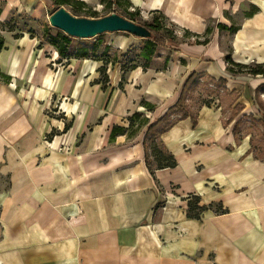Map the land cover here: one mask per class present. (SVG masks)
I'll list each match as a JSON object with an SVG mask.
<instances>
[{"label": "crops", "instance_id": "1", "mask_svg": "<svg viewBox=\"0 0 264 264\" xmlns=\"http://www.w3.org/2000/svg\"><path fill=\"white\" fill-rule=\"evenodd\" d=\"M47 1L0 0V24L13 13L37 20ZM126 1L208 41L155 46L125 71L111 50L128 63L148 37L124 32L99 56L61 57L0 28V264H264V154L251 133L237 135L255 110L264 127V78L230 75L221 43L228 34L233 62L264 64V0ZM191 73L223 78L225 90L193 111L195 123L157 127L176 164L152 161L151 172L147 128ZM236 103L243 110L225 124Z\"/></svg>", "mask_w": 264, "mask_h": 264}, {"label": "rangeland", "instance_id": "2", "mask_svg": "<svg viewBox=\"0 0 264 264\" xmlns=\"http://www.w3.org/2000/svg\"><path fill=\"white\" fill-rule=\"evenodd\" d=\"M65 9H67L71 14L76 16H90L95 15V17H100L103 15L111 14L115 12L116 14H119L127 19H130L131 13H138L133 19L134 22H137L139 24H143L146 21H152L159 23L161 25L160 32L163 34L167 39L174 42L176 45L181 40H189L190 42H195L196 38H192L190 34L186 31L179 30L175 26H172L171 23L166 20L161 15L157 14H148V13H141L137 9L129 6L127 4L126 0H105L103 4H86V6L80 10L75 9L72 5H61ZM60 7V6H59ZM57 9V5L53 2V0L47 1V5L45 9L43 10L42 15L37 19L33 20L31 17L25 15L24 13H13L4 23L0 24V28L2 31H4L6 34L7 30H13L14 36L21 35L22 33L30 34L36 36V38L39 40V42L44 43L48 40V36L51 34H56L57 32L64 33L61 30L53 27L50 24L49 16L51 13H53ZM242 16H239V18ZM238 18V17H237ZM9 32V31H8ZM65 34V33H64ZM126 33L124 32H114V33H104L100 34L94 37L90 38H73V50L75 52V56H79L83 53H86L88 56H99L104 50V43H107L111 38L117 39L119 36H124ZM0 36H2L0 34ZM3 38V37H2ZM97 42H100V45H102L100 48H94L95 44H99ZM222 47L226 51L225 54L228 53V34H225L223 39H221ZM175 44L167 43L166 46H174ZM143 45L137 49L134 50L131 58L132 60L128 63L126 62L125 58L120 57V52H122L120 49L113 48L110 52L111 58H116L119 60H123L122 68L127 69V67L133 65V64H140V65H146L149 63V60H145L143 57L140 56L141 52H143ZM129 58V59H131ZM236 70V69H235ZM233 76H244L245 80L251 79V78H261L263 75H250L246 74L245 72L241 73H229ZM188 90L186 92L185 96V104L190 106V109L192 111H195L196 108L199 105H203L208 102H217V99H219L222 90L225 89V85L220 86L217 82L213 81L207 76L201 75L200 77L196 78L194 82H192L190 85H188ZM224 88V89H223ZM224 102L227 103L226 97H224ZM225 103L223 106H225ZM262 103L264 104V101L262 100ZM50 116H58L59 114L56 113L57 111L55 109H49ZM231 110L228 112L226 111V116H230ZM247 112V110H246ZM249 114V113H248ZM242 115L241 116V122L239 126L238 136H241L246 131L252 134V144L254 153L257 156H263L264 154V127H261L258 123H256V118L259 117L258 111H254V113L250 115ZM179 114L174 113L171 117H169L161 126L164 127L167 125L170 121H173L175 118H177ZM236 117V116H235ZM61 119V118H60ZM66 121H68L66 119ZM139 120H137L138 122ZM62 122V121H61ZM60 122V124H61ZM62 124L60 129L62 128ZM139 126V125H138ZM136 127V126H135ZM58 128V127H57ZM56 128V129H57ZM157 130L155 133H149L146 139V145L148 147V151L150 152V160L153 161L152 153L156 152V150H161L165 153L163 150L162 145L157 139L156 136ZM152 165H154V162H152Z\"/></svg>", "mask_w": 264, "mask_h": 264}, {"label": "trees", "instance_id": "3", "mask_svg": "<svg viewBox=\"0 0 264 264\" xmlns=\"http://www.w3.org/2000/svg\"><path fill=\"white\" fill-rule=\"evenodd\" d=\"M103 1H105V0H103ZM53 2L57 5V8L61 5H72L75 9L80 10L86 6V3L82 0H53ZM113 13H115V12H113ZM130 15H131L130 20L133 21L134 20L133 18L136 15H138V13H131L130 12ZM86 17H88V16H86ZM89 17H95V15H90ZM162 17H164V16H162ZM141 25H143L147 29V31L149 32V34L147 36L148 39L143 44V48H142L143 52H141V54H140V56L143 57L145 60H149L153 56L155 46H165V45H167V43L175 44L174 42L172 43V41L167 39L163 34H161V32H160L161 25L159 23L155 22L154 20L146 21L145 23H143ZM206 33L208 34V33H210V31L207 29ZM196 36H198V35H196ZM195 41H197L196 43H206L208 41V39L205 38L202 42H199V40H195ZM46 42L53 45L61 57H88V55L86 53H83L79 56H75V52L73 50L72 37H70L64 33L57 32L56 34H51L48 36V40ZM2 47H3V38H2V36H0V50ZM225 61H226V69L229 73L235 74V73H241L243 71L246 74H250V75H259L260 74V75L264 76V64H262V63L252 62L250 64H242V63L233 62L230 59L228 54L225 55ZM132 67H135V65L133 64V65L127 67V69H131ZM127 69H124V70L126 71ZM0 76H2V74H0ZM200 76H201L200 74L191 73V75L186 80L176 103L173 106L169 107L167 109V111L164 113V115L162 117H160L154 124L149 125V127L147 128V134L152 133V132L155 133L157 130V127L162 125V123L164 121H166L168 116L170 114H172L173 112H176L177 114H179V116L177 118H175V121L178 119H181V118L191 117L193 123H195L196 112H193L190 109V106L188 107V105H186L184 101H185L186 92H187L188 87H189L188 85H190L192 82H194L196 80V78H198ZM207 77H209L213 81L217 82L218 85H220V86H223L225 84V80L223 78L214 79L210 76H207ZM225 96H226V101H227V104L229 107L232 105V103H234L236 101V99L238 97V95L235 91L225 92ZM208 103H205V104H208ZM243 107L244 106H242L240 103H236L234 105V107L232 108L230 116H228L227 120L225 121V124L229 123L232 119H234V117L240 111L243 110ZM260 121H261L260 123L263 124V126H264V117ZM237 124L234 127L235 134L237 131ZM168 126H169V124L165 125L163 128H167ZM112 134H113V131H112ZM151 153L153 155L152 159L155 162L156 168H162V167H167V166L172 167L176 164L173 156H171L170 154H165L161 150H156L155 153L154 152H151ZM145 162H146L149 170H151V172H152V169H151L152 160H150L147 153L145 156ZM191 209H199V206H192V203L189 202V210H191ZM190 214H192V213H190Z\"/></svg>", "mask_w": 264, "mask_h": 264}, {"label": "water", "instance_id": "4", "mask_svg": "<svg viewBox=\"0 0 264 264\" xmlns=\"http://www.w3.org/2000/svg\"><path fill=\"white\" fill-rule=\"evenodd\" d=\"M50 24L73 38H90L106 32H126L138 37H147V29L119 14L111 13L100 17L76 16L63 6L49 16Z\"/></svg>", "mask_w": 264, "mask_h": 264}]
</instances>
